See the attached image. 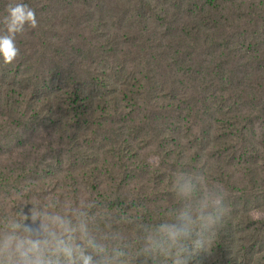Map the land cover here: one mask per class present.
I'll return each mask as SVG.
<instances>
[{
  "label": "rangeland",
  "instance_id": "1",
  "mask_svg": "<svg viewBox=\"0 0 264 264\" xmlns=\"http://www.w3.org/2000/svg\"><path fill=\"white\" fill-rule=\"evenodd\" d=\"M240 2L0 0V19L25 3L38 21L17 35L13 64L0 58V235L38 208L82 219L115 264H173L145 249L184 207L175 181L185 173L204 177L198 198L223 189L228 210L191 264H264V0H246L255 19L227 34ZM227 46L244 53L237 68L221 63ZM151 48L164 52L160 62ZM177 67L192 80L212 76L210 103L192 81L187 97L169 92L187 84ZM151 84L168 94H149ZM169 102L162 127L159 105Z\"/></svg>",
  "mask_w": 264,
  "mask_h": 264
},
{
  "label": "clouds",
  "instance_id": "2",
  "mask_svg": "<svg viewBox=\"0 0 264 264\" xmlns=\"http://www.w3.org/2000/svg\"><path fill=\"white\" fill-rule=\"evenodd\" d=\"M5 13L0 19V58L11 65L20 56L17 35L37 28L38 21L35 10L25 3H9ZM203 183L202 175L176 174L175 190L184 207L176 222L162 224L156 230L158 235H149L147 253L170 256L173 264H191L200 251L208 250L228 210L223 189H205L198 198ZM22 221L12 223L9 231L0 235V264H115L114 257L103 255L104 246L89 234L82 219L73 224L66 216L30 208ZM89 250L101 257L99 262Z\"/></svg>",
  "mask_w": 264,
  "mask_h": 264
},
{
  "label": "trees",
  "instance_id": "3",
  "mask_svg": "<svg viewBox=\"0 0 264 264\" xmlns=\"http://www.w3.org/2000/svg\"><path fill=\"white\" fill-rule=\"evenodd\" d=\"M209 1H213V0H209ZM259 6H256L254 8V10H258ZM229 16L226 19V24H224L221 29L224 30L227 34H229V30L231 29H238V28H245L246 27V23L244 21V17L245 15H249L251 17V21L255 19L256 13L253 10H250L249 13H247V7H246V0H241V2L236 6L233 7L230 12L228 13ZM243 23V24H237L236 27L233 26L236 23ZM149 42V46L150 47H156L157 44H154L151 41ZM152 49V48H151ZM226 50L223 51L221 53V56H223V60L221 61V63H225V62H232L237 64V66H235V68H237L239 66L240 61L243 59V52H240V48L237 47H229L227 46L225 48ZM153 56L157 57V59L159 60V62L161 61V57L163 55V51L160 50L157 54L154 53L153 49ZM154 61V59H151L149 63H146L144 61L139 62L140 63H145V64H152V62ZM175 70V75L179 76H183L184 78L187 79V84L184 85H180V84H170V88H169V92L171 93H178L180 92V95L182 97H187V90H186V85H188L191 81V84H200L201 87V91L197 93V97L200 100V102L203 103H210L212 94L210 93L211 88H212V84H208V79L211 76L207 71H204L203 73H201L199 76L195 77L193 80L190 79L189 77H186V74L184 73H179V71L183 70L182 67H177ZM212 77V76H211ZM158 85V84H156ZM160 86L163 87V84H159ZM148 93L149 94H156L157 96L160 97H165V95L168 94V92L163 91L162 89L158 88L157 86H155L154 84H151L148 88ZM75 99L79 100L80 98V94L77 92L74 93ZM171 103H161V105H159V107L161 109H163L166 112V115H163L162 119L160 122H158V120H156L153 117H150V115L148 116V120L149 123H154L155 121L158 122V125L164 127L167 123V121L169 120V118H171L174 114L172 113L171 107H170ZM159 112V111H158ZM50 125H57L59 124V122H57L56 120H50ZM118 143L112 142L110 144V150L112 151V153H115L118 148L119 145H117ZM130 146V144H128V147ZM228 146H232V148L230 149L229 153H228V157L229 158H233L235 152L237 151L234 148V144H229ZM117 157H121V156H117ZM116 157V158H117Z\"/></svg>",
  "mask_w": 264,
  "mask_h": 264
}]
</instances>
